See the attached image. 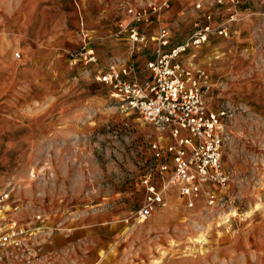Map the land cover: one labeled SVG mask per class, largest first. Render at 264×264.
I'll use <instances>...</instances> for the list:
<instances>
[{"label":"rangeland","instance_id":"rangeland-1","mask_svg":"<svg viewBox=\"0 0 264 264\" xmlns=\"http://www.w3.org/2000/svg\"><path fill=\"white\" fill-rule=\"evenodd\" d=\"M163 1L0 0V191L10 192L4 215L31 238L7 264H264V0L161 10L153 32L167 26L169 45L212 14L208 40L182 59L207 73V106L229 110L221 159L233 201L209 211L200 194L189 207L167 186L164 205L139 220L142 179L163 189L168 175L151 143L169 138L122 111L93 72L118 61L147 75L157 43L133 44L122 29L129 7ZM225 24L228 36L214 30ZM83 47L97 62L79 58Z\"/></svg>","mask_w":264,"mask_h":264},{"label":"built area","instance_id":"built-area-1","mask_svg":"<svg viewBox=\"0 0 264 264\" xmlns=\"http://www.w3.org/2000/svg\"><path fill=\"white\" fill-rule=\"evenodd\" d=\"M194 4L201 8L203 0H194ZM167 6L168 0L159 5L149 3L137 8L129 7L128 13L132 18L122 32L127 33L133 44L145 45L150 39L141 28L142 24L158 22L161 10ZM211 17L212 14L206 13L204 22L195 23L194 33L174 45H169L171 32L167 26H159L153 39L157 43L154 48L156 55L146 60L148 73L143 79L132 75L133 68L127 62L109 61L93 72L96 81L108 86L110 96L122 111L137 112L169 138L162 144L151 143L159 160V170L168 172V175L163 189L157 188L148 175L142 179L146 195L137 211L139 219H146L155 206L164 205L167 186L175 187L189 207L195 206L200 194L209 211L232 205L233 197L227 189L231 173L221 159L229 110L207 106L203 92L207 73L182 59L185 54L194 55L191 51L208 40ZM233 19L234 13L231 12L226 22ZM214 30L222 36H228L230 32L226 24ZM79 58L90 64L98 59L92 47H83ZM9 197L10 192L0 191V213H3L0 214V264L18 262L21 254L18 251L31 244L29 226L4 215Z\"/></svg>","mask_w":264,"mask_h":264},{"label":"crops","instance_id":"crops-1","mask_svg":"<svg viewBox=\"0 0 264 264\" xmlns=\"http://www.w3.org/2000/svg\"><path fill=\"white\" fill-rule=\"evenodd\" d=\"M141 28H143V29L148 33L150 41H153L155 35L157 34V33L155 34V33L153 32V31L156 30V21L154 20V21L151 22V23H148V24H142ZM165 48H167V46H165ZM211 109H212V108H211ZM96 225H97V224H92V225H91V226H93L94 230H96V227H95ZM103 227H104V226H103ZM105 227L109 228V230H111L112 233H113V231L116 232V230H115L116 226H115V225H113V226L109 225V226H105ZM119 230H120V229H119ZM109 232H110V231H109Z\"/></svg>","mask_w":264,"mask_h":264},{"label":"bare ground","instance_id":"bare-ground-1","mask_svg":"<svg viewBox=\"0 0 264 264\" xmlns=\"http://www.w3.org/2000/svg\"><path fill=\"white\" fill-rule=\"evenodd\" d=\"M195 56V54L194 55H192L191 57H194ZM0 214H3L2 212L0 213ZM140 220V222H143L144 220H142V219H139Z\"/></svg>","mask_w":264,"mask_h":264}]
</instances>
